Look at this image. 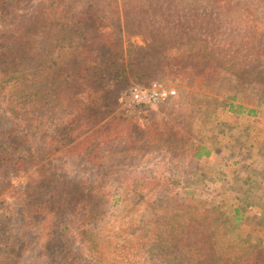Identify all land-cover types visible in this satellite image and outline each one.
I'll return each mask as SVG.
<instances>
[{
    "label": "trees",
    "instance_id": "16d2710c",
    "mask_svg": "<svg viewBox=\"0 0 264 264\" xmlns=\"http://www.w3.org/2000/svg\"><path fill=\"white\" fill-rule=\"evenodd\" d=\"M177 79L156 109L124 106L131 86ZM202 91L233 116L264 111L249 0H0V194L31 172L1 202L0 264H124L119 242L144 264H264V238L240 232L264 231V153L248 132L225 145Z\"/></svg>",
    "mask_w": 264,
    "mask_h": 264
},
{
    "label": "rangeland",
    "instance_id": "374dc122",
    "mask_svg": "<svg viewBox=\"0 0 264 264\" xmlns=\"http://www.w3.org/2000/svg\"><path fill=\"white\" fill-rule=\"evenodd\" d=\"M256 10V17L260 18L262 22L264 23V18L261 14V0H249ZM132 43L140 45L141 42L139 39L132 40ZM76 44V42H73L71 45L66 44L62 47L63 57H70L74 53L73 46ZM61 58L57 59V62L60 63ZM196 84L198 86H203L201 82L197 81ZM175 88H176V95L178 90L180 88H183V82H181L179 79L175 81ZM140 88L143 90L150 89V87H139V86H131L127 91H124L121 96L125 99L124 106L130 107L135 106L130 103L128 92L132 90L133 88ZM203 101L200 106V108L203 110L204 114L209 116L214 121V126L217 131L218 137L221 141H224V144L233 143V142H245V133H249L251 136L250 143L252 146V155L257 154H263L264 153V111L259 110L257 114L253 118H249L246 114L239 115V116H233L228 111V103L222 99L221 97L212 96L205 91L201 92ZM163 103V102H162ZM161 104V103H160ZM159 105V104H158ZM151 106L152 109H156L155 107L158 106ZM123 106V108H124ZM122 109V107H121ZM224 137V140H222ZM114 141L115 143H118L120 141L119 138H116L114 140L106 139V142ZM225 144V145H226ZM206 145H209V142H207ZM224 145V146H225ZM109 147H106L105 143H101V147L98 152H93V156H98L101 159H107L109 157L108 153H110ZM120 154H115L114 159L118 158ZM95 158V157H94ZM215 158H209L204 159V161L207 163V165L213 169L217 170L215 165ZM97 160V159H96ZM111 162V161H110ZM97 163V162H96ZM223 172L226 173L227 178L230 179L233 176H239L240 178H247L250 176V172L245 167H238L233 166L231 164L224 165ZM31 173V172H30ZM29 173V174H30ZM22 175L21 177L12 180L10 182L6 189L2 191L0 194V205L2 201H8L10 199V196L21 189H23L26 185V178L29 175ZM178 194L180 196H190L192 194H187L185 190L178 191ZM257 195L264 200V183L261 184L259 190L257 191ZM193 196H197L193 194ZM162 215L161 213H159ZM240 232L243 235H253L255 237H263L264 238V231L261 230L259 227L247 223H243L240 227ZM135 241V240H133ZM117 256L120 255L122 258L124 264H144L141 260V257L144 255L142 253V250L140 248H135L134 245L131 246L130 244L119 242L115 245V251Z\"/></svg>",
    "mask_w": 264,
    "mask_h": 264
},
{
    "label": "built area",
    "instance_id": "2783aa9c",
    "mask_svg": "<svg viewBox=\"0 0 264 264\" xmlns=\"http://www.w3.org/2000/svg\"><path fill=\"white\" fill-rule=\"evenodd\" d=\"M175 82L172 85L153 84L150 89L133 88L128 92L129 101L135 106H155L176 96Z\"/></svg>",
    "mask_w": 264,
    "mask_h": 264
}]
</instances>
